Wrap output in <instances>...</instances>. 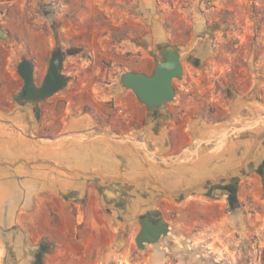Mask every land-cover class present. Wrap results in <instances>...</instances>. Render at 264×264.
<instances>
[{
  "label": "rangeland",
  "instance_id": "rangeland-1",
  "mask_svg": "<svg viewBox=\"0 0 264 264\" xmlns=\"http://www.w3.org/2000/svg\"><path fill=\"white\" fill-rule=\"evenodd\" d=\"M0 24L10 34L4 40L16 47L47 43L52 56L59 39L66 51L80 49L67 54L63 68L74 88L119 81L145 58L153 65L157 43L169 41L180 48L184 66L174 85L196 94L191 98L205 123L264 139V0H0ZM17 63L6 75L19 89ZM45 73H35L38 84ZM246 180L234 203L218 193L156 187L142 198L143 208L120 213L104 234L82 233L73 247L52 241L46 264H264L262 177ZM148 212L161 213L171 229L140 248L135 237Z\"/></svg>",
  "mask_w": 264,
  "mask_h": 264
},
{
  "label": "crops",
  "instance_id": "crops-1",
  "mask_svg": "<svg viewBox=\"0 0 264 264\" xmlns=\"http://www.w3.org/2000/svg\"><path fill=\"white\" fill-rule=\"evenodd\" d=\"M52 48L0 40V264H31L41 243L47 255L54 240L73 247L82 233L104 234L120 213L143 208L142 198L156 187L205 195L210 185L222 195L213 189L224 184L242 192L249 176H261L263 135L205 123L188 90L178 91L157 130V119L120 79L74 88L69 75L39 109L15 103L23 78L16 67L20 88L14 87L9 64L27 57L36 74L45 73ZM154 63L145 58L127 70L151 73ZM110 191L118 202L111 203Z\"/></svg>",
  "mask_w": 264,
  "mask_h": 264
},
{
  "label": "water",
  "instance_id": "water-1",
  "mask_svg": "<svg viewBox=\"0 0 264 264\" xmlns=\"http://www.w3.org/2000/svg\"><path fill=\"white\" fill-rule=\"evenodd\" d=\"M8 37V31L0 24V40ZM157 49L160 58L155 57L151 73L126 70L120 76L121 86L133 90L138 99L146 105L149 116L157 119L156 130L161 129L167 122L168 104L176 97L174 79L180 78L184 71L181 50L177 45L169 41H161L157 43ZM56 50L49 60L41 84L36 81L34 62L27 57L19 61L17 72L23 78V85L14 94L15 103L32 105L39 109L42 100L59 92L68 84L70 76L63 72L67 51L64 50L59 39H57ZM193 61L198 63L199 59ZM259 172L264 187V161L260 165ZM235 188L233 186V189ZM229 200L231 201V197ZM140 225L135 237L140 248H144L147 243H157L163 236H167L171 229L169 223L159 212L144 214ZM38 250L41 253L35 256L31 264H46L45 256L49 251V246L41 243Z\"/></svg>",
  "mask_w": 264,
  "mask_h": 264
},
{
  "label": "flooded vegetation",
  "instance_id": "flooded-vegetation-1",
  "mask_svg": "<svg viewBox=\"0 0 264 264\" xmlns=\"http://www.w3.org/2000/svg\"><path fill=\"white\" fill-rule=\"evenodd\" d=\"M56 52V51H55ZM176 88V87H175ZM189 92H190V90H189ZM177 94H178V89L176 88V97H175V99L177 98ZM195 93L194 92H192L191 94L190 93H188V94H186V96L187 97H195ZM180 98H181V95H180ZM172 102H174V100H172L171 102H169V103H172ZM171 115H172V113H171ZM212 187L209 185L205 190L207 191L206 193H207V195H209L210 193H211V191H212V189H211ZM215 190H217L218 192H220L222 195H227L229 198L231 197L230 195H231V191L229 190V188L227 189L226 188V185H221V186H219V187H217L216 189H213V191H215ZM110 195H111V197H112V201H111V203L113 204L114 202H115V200H116V202H118L117 201V198H118V195L116 194V193H114V192H111L110 191ZM231 203H232V201H230ZM125 211V210H124ZM123 211V212H124ZM142 217H143V215L140 217V219H139V223H140V220L142 219ZM41 252H40V250L38 251V252H36L35 253V256L36 255H38V254H40Z\"/></svg>",
  "mask_w": 264,
  "mask_h": 264
},
{
  "label": "trees",
  "instance_id": "trees-1",
  "mask_svg": "<svg viewBox=\"0 0 264 264\" xmlns=\"http://www.w3.org/2000/svg\"><path fill=\"white\" fill-rule=\"evenodd\" d=\"M80 52H81V50L78 49V48H69V49H67V54H69L71 56H75V55L79 54ZM231 194H232L231 201H232V203H234V202H236V188L233 189Z\"/></svg>",
  "mask_w": 264,
  "mask_h": 264
},
{
  "label": "built area",
  "instance_id": "built-area-1",
  "mask_svg": "<svg viewBox=\"0 0 264 264\" xmlns=\"http://www.w3.org/2000/svg\"><path fill=\"white\" fill-rule=\"evenodd\" d=\"M120 111H122V110H120Z\"/></svg>",
  "mask_w": 264,
  "mask_h": 264
}]
</instances>
